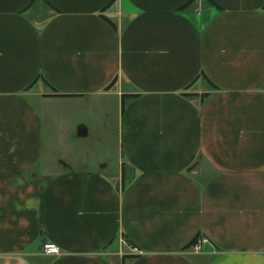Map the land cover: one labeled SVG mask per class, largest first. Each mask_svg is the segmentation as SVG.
<instances>
[{
	"label": "crops",
	"instance_id": "crops-1",
	"mask_svg": "<svg viewBox=\"0 0 264 264\" xmlns=\"http://www.w3.org/2000/svg\"><path fill=\"white\" fill-rule=\"evenodd\" d=\"M191 1L0 0V264H264V0Z\"/></svg>",
	"mask_w": 264,
	"mask_h": 264
},
{
	"label": "rangeland",
	"instance_id": "rangeland-1",
	"mask_svg": "<svg viewBox=\"0 0 264 264\" xmlns=\"http://www.w3.org/2000/svg\"><path fill=\"white\" fill-rule=\"evenodd\" d=\"M82 118H86V115H82ZM113 137L116 138L115 135ZM95 138H97V137L95 136ZM103 139H109V138H107V137L105 138L104 137ZM117 146L118 145H116V143H113L112 146L98 145L96 147L84 148L83 152H81L80 148L77 147V146H74V147L70 148V152H67V148H58L59 150L58 149L54 150V149L50 148L49 151L53 150L52 152H56L57 156H62V158H64V159L67 158V157H75L76 156V152H78L79 154L88 153L87 156L92 158L91 159L92 161H91L90 166H89L90 169H93V168L94 169H98L99 168V164H100V160L101 159H106L107 160L106 163L109 166V169H108L109 171L106 172V174H109V173L113 174L114 172H117L118 168H119V166H118V163H119V149H118ZM82 148L83 147H81V150H82ZM87 151H89V152H87Z\"/></svg>",
	"mask_w": 264,
	"mask_h": 264
},
{
	"label": "built area",
	"instance_id": "built-area-1",
	"mask_svg": "<svg viewBox=\"0 0 264 264\" xmlns=\"http://www.w3.org/2000/svg\"><path fill=\"white\" fill-rule=\"evenodd\" d=\"M208 240L201 239L197 242V244L194 246V251L196 254L202 253V246L203 244L207 243ZM134 254L140 255L141 252L137 249H134ZM43 253L46 256H61L62 255V250L60 247L54 244H46L43 248Z\"/></svg>",
	"mask_w": 264,
	"mask_h": 264
},
{
	"label": "trees",
	"instance_id": "trees-1",
	"mask_svg": "<svg viewBox=\"0 0 264 264\" xmlns=\"http://www.w3.org/2000/svg\"><path fill=\"white\" fill-rule=\"evenodd\" d=\"M35 2H36V0H35ZM195 2V0H192L187 6H185L182 10L184 11V10H186V9H188L193 3ZM54 9V8H53ZM57 11V10H56ZM104 11H106V9L104 10ZM102 12V13H105V12ZM112 27H114L115 29H116V25L111 21V20H109V19H107V18H104ZM40 80H42V81H44L55 93H56V96L57 97H67V96H63V95H61V94H58V91H56L54 88H52L45 80H44V78H42V77H39L37 80H36V82H34V84L29 88V89H32L35 85H36V83H38ZM115 83H116V80L109 86V88H107V90H111L114 86H115ZM192 88V86H190L189 88H187V91H189L190 89ZM217 89V88H216ZM186 97H190V96H188V95H186ZM197 244V242H193L191 245H189L185 250H189V249H191V248H193L195 245ZM126 259H133V257H127Z\"/></svg>",
	"mask_w": 264,
	"mask_h": 264
}]
</instances>
